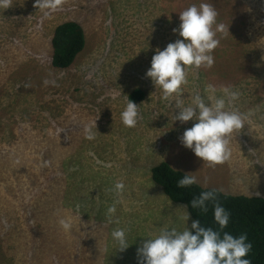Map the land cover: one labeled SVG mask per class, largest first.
I'll list each match as a JSON object with an SVG mask.
<instances>
[{
	"label": "rangeland",
	"instance_id": "obj_1",
	"mask_svg": "<svg viewBox=\"0 0 264 264\" xmlns=\"http://www.w3.org/2000/svg\"><path fill=\"white\" fill-rule=\"evenodd\" d=\"M34 2L0 10V264H134L147 236L192 222L152 180L166 159L204 187L264 197V0H205L225 25L214 63L189 67L169 101L145 72L157 48L180 38L179 12L199 0H61L47 15ZM66 20L81 24L86 46L57 69L51 39ZM209 85L238 91L227 107L250 113L229 137L230 158L212 166L179 143L193 122L173 121L170 106ZM137 87L146 98L125 127L120 112ZM116 182L123 191L111 190ZM112 204L118 223L107 219ZM116 227L128 229L124 251L111 240Z\"/></svg>",
	"mask_w": 264,
	"mask_h": 264
},
{
	"label": "clouds",
	"instance_id": "obj_2",
	"mask_svg": "<svg viewBox=\"0 0 264 264\" xmlns=\"http://www.w3.org/2000/svg\"><path fill=\"white\" fill-rule=\"evenodd\" d=\"M60 3L61 0H35L34 7L47 15ZM11 6L12 0H0V10ZM217 17V10L205 0L190 3L179 12V26L172 31L180 38L169 42L162 50L157 48L151 57L150 67L145 72L154 87H159L162 101H169L173 95L180 93L181 86L187 82L189 67L213 65L212 53L219 45L218 34L225 30V25L218 22ZM44 83L49 82L45 80ZM144 92L146 93L145 90ZM215 92L216 89L209 85L205 94L197 92L188 104L176 100L170 105L173 109H178L176 114L172 115L173 121H179L181 124L193 122L192 126L185 128L178 137L179 143L210 166L230 158L229 137L232 133L239 132L250 116V113L227 107L239 99L238 91L223 87L220 95ZM127 98L128 102L120 112V119L125 127H134L139 119V106ZM92 128V125L84 127L86 139L94 138ZM189 173H185L177 181L178 188L197 183L196 176ZM124 187L123 182H116L111 190L119 193ZM216 191H202L190 201L193 209H200L205 213L208 211L207 203H212L213 222L218 226L216 229L203 226L199 219L193 220L190 227L186 225L182 231L176 228H161L158 234L147 236L137 247V264H251L247 256L252 244L248 241L247 234L233 236L223 231L229 223L230 213L216 200ZM181 207L186 209L187 205ZM115 211V204L108 206L109 223H118V220H112ZM188 212L186 211L183 217L185 222L189 219ZM58 224L64 231L72 228L70 219L60 218ZM110 237L116 246L115 250L124 251L130 245L126 228H113Z\"/></svg>",
	"mask_w": 264,
	"mask_h": 264
},
{
	"label": "trees",
	"instance_id": "obj_3",
	"mask_svg": "<svg viewBox=\"0 0 264 264\" xmlns=\"http://www.w3.org/2000/svg\"><path fill=\"white\" fill-rule=\"evenodd\" d=\"M51 63L57 69L69 68L86 46L84 29L77 21L66 20L61 22L54 31L51 39ZM146 97L141 88L133 89L129 99L138 103ZM185 174L175 168L170 162L162 161L152 168V180L162 188L164 193L175 203L187 205L193 220L199 219L205 227L216 229L213 222L212 203H207L208 211L193 209L190 201L200 192L216 189V200L230 213L227 227L223 231L233 236L246 233L252 249L247 258L251 264H264V197L255 195H233L214 187H204L198 182L184 188L177 187V181ZM134 264H137L135 262Z\"/></svg>",
	"mask_w": 264,
	"mask_h": 264
},
{
	"label": "bare ground",
	"instance_id": "obj_4",
	"mask_svg": "<svg viewBox=\"0 0 264 264\" xmlns=\"http://www.w3.org/2000/svg\"><path fill=\"white\" fill-rule=\"evenodd\" d=\"M119 195V194H118Z\"/></svg>",
	"mask_w": 264,
	"mask_h": 264
}]
</instances>
